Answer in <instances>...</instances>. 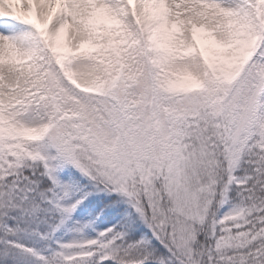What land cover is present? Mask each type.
Returning a JSON list of instances; mask_svg holds the SVG:
<instances>
[{"label":"trees","instance_id":"1","mask_svg":"<svg viewBox=\"0 0 264 264\" xmlns=\"http://www.w3.org/2000/svg\"><path fill=\"white\" fill-rule=\"evenodd\" d=\"M227 52L209 46L194 52L205 70L197 81L173 77L158 66L160 56L172 60L180 53L141 50L120 36L113 45H101L88 54L98 68L97 79L93 92L81 95L107 115L117 141L114 149H104L83 114L62 105L47 88L38 91L37 101L51 106L48 125L27 130L0 121V264H161L162 260L164 264H264V17L259 31L245 27ZM141 75L148 85L135 105L120 93ZM259 82L256 120L234 167L228 146ZM182 99L187 103L178 105ZM127 103L147 114L128 113ZM158 106L176 123L175 131L180 130L189 151L204 143L213 163L210 175L205 174L213 182L211 198L203 219L192 223L193 237L186 246L167 186L170 158L159 140ZM190 121L195 124L188 134ZM52 125L61 128L60 135L72 147L73 162L64 171L40 151L51 146L47 134ZM140 125L147 136L145 147L136 135ZM117 162L126 169L127 188L106 176ZM68 202L77 212L86 209V221L94 220L96 225L116 217L84 254L71 257H65L54 240L65 218L61 206ZM239 206L245 209L238 217L218 218L224 207ZM235 223L242 227L232 232L249 231L248 239L222 244ZM66 228L68 223L63 225ZM254 235L260 236L254 240Z\"/></svg>","mask_w":264,"mask_h":264},{"label":"rangeland","instance_id":"2","mask_svg":"<svg viewBox=\"0 0 264 264\" xmlns=\"http://www.w3.org/2000/svg\"><path fill=\"white\" fill-rule=\"evenodd\" d=\"M222 2L223 6L213 7L212 2ZM124 11L113 7L109 0H0V15L5 18V31H16L10 22L27 27L31 32V45L24 55L8 51L6 59H0V121L11 124L14 128L37 130L48 125L51 106L40 104L38 91L47 88L50 94H56L57 100L72 112L83 114L90 125L98 143L106 148H116L114 130L105 112L85 96L72 90L69 81H75L79 88L88 89L97 79V66L86 56L99 45H112L117 36L131 41L143 48V43L150 51L178 52L179 58H158V66L173 77L189 78L193 81L204 77L205 70L199 55L194 52L199 46L228 49L250 27L258 30V22L264 17V0H120ZM130 13V14H129ZM148 20L153 21L152 25ZM60 21L68 24L67 33L55 37L60 29L55 27ZM21 23V24H19ZM151 26V27H150ZM0 26V31L1 30ZM65 29V28H62ZM74 54L58 68V55ZM225 54H228L226 52ZM135 64V63H134ZM136 65V64H135ZM148 85L145 75H141L132 86H124L120 97H129L137 105V100L146 95ZM70 87V88H69ZM262 83L259 82L254 93L246 103L241 121L228 146V156L232 166H236L242 146L255 122L258 96L261 95ZM140 93L134 96L128 89ZM188 100H178L181 105ZM146 107V104H143ZM131 112L137 115L146 110L140 106ZM127 109L128 106H127ZM132 111V110H131ZM156 123L160 140L167 148V186L175 205L176 226L181 233V243L186 246L189 237H193L194 221H201L213 191V182L205 178L210 175L213 163L204 148V143L197 144L194 151L185 150L186 145L171 125L170 118L163 106L155 109ZM145 119L143 115V122ZM140 125L137 138L145 147L147 136ZM60 129L52 125L48 130L51 146L40 147L51 165L56 164L64 171L69 162H73L72 147L60 135ZM174 134V138H173ZM176 142L178 145H173ZM108 151H106V154ZM105 155V152H102ZM55 157V158H54ZM115 169V170H114ZM126 172L122 163L113 164L106 176L122 188L128 185L123 176ZM150 192V189H148ZM151 195L147 197V200ZM76 199L73 200L76 203ZM72 202L61 206L65 218L54 240L65 257L84 254L101 236V232L116 221L96 225L94 220L86 221L87 210L72 206ZM245 207V206H244ZM134 208L141 214L139 208ZM242 208L224 207L218 218L224 216L236 218ZM84 219L82 221L81 219ZM179 222V223H178ZM68 223V228L63 225ZM233 229L221 240L222 244H237L248 239L251 232L233 233L242 226L235 223ZM260 235H254L257 240ZM40 253H43L42 251ZM169 256L168 261H172ZM164 264V261H161Z\"/></svg>","mask_w":264,"mask_h":264},{"label":"bare ground","instance_id":"3","mask_svg":"<svg viewBox=\"0 0 264 264\" xmlns=\"http://www.w3.org/2000/svg\"><path fill=\"white\" fill-rule=\"evenodd\" d=\"M40 1V0H39ZM122 1V0H121ZM144 2H146L147 0H143ZM156 1V0H155ZM109 3L115 7V8H119L120 7V11H124L123 8V3L120 2V0H109ZM212 6L213 7H220L223 5L222 2L218 1V2H212ZM130 14V13H129ZM151 20H148V24L152 25ZM21 24V23H19ZM0 26L1 30L0 31V59H6V55L8 54V51H11L13 53L18 54H26L28 52V49H30V45H31V39H30V35L31 32L28 30L27 27H23V24L18 25L15 24L14 22H10L9 26H14L17 27L16 31H5V18L3 15H0ZM151 27V26H150ZM65 28V29H62ZM66 28H68V24L67 22L65 23V21H60L57 26L55 27V30L60 29L57 33H55V37H62L65 35V33H67L68 30H66ZM65 32V33H64ZM7 58L8 55H7Z\"/></svg>","mask_w":264,"mask_h":264}]
</instances>
